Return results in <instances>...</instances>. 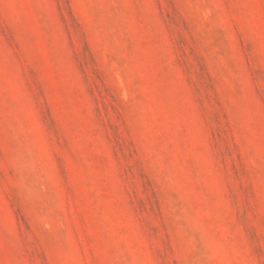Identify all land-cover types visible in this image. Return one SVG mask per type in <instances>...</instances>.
<instances>
[{"label":"rangeland","instance_id":"rangeland-1","mask_svg":"<svg viewBox=\"0 0 264 264\" xmlns=\"http://www.w3.org/2000/svg\"><path fill=\"white\" fill-rule=\"evenodd\" d=\"M0 264H264V0H0Z\"/></svg>","mask_w":264,"mask_h":264}]
</instances>
